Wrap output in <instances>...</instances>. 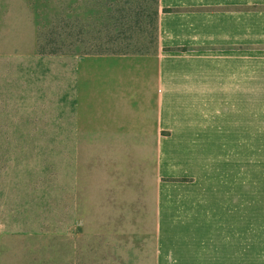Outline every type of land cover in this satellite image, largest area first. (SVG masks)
I'll use <instances>...</instances> for the list:
<instances>
[{"label":"crops","instance_id":"crops-1","mask_svg":"<svg viewBox=\"0 0 264 264\" xmlns=\"http://www.w3.org/2000/svg\"><path fill=\"white\" fill-rule=\"evenodd\" d=\"M158 8L152 52H60L61 142L114 145L98 192L147 225L137 246L100 233L93 264H264V0ZM131 145L155 166L126 164Z\"/></svg>","mask_w":264,"mask_h":264},{"label":"rangeland","instance_id":"rangeland-1","mask_svg":"<svg viewBox=\"0 0 264 264\" xmlns=\"http://www.w3.org/2000/svg\"><path fill=\"white\" fill-rule=\"evenodd\" d=\"M156 10V0H0V264H93L107 257L103 232L140 243L139 197L109 207L98 192L114 145L61 142L59 56L152 52ZM131 152L132 168L155 166L147 145Z\"/></svg>","mask_w":264,"mask_h":264},{"label":"trees","instance_id":"trees-1","mask_svg":"<svg viewBox=\"0 0 264 264\" xmlns=\"http://www.w3.org/2000/svg\"><path fill=\"white\" fill-rule=\"evenodd\" d=\"M156 5H157V7H158V0H156ZM163 10H164V11H168V10H171V9H163ZM157 16H158V10H156V18H157ZM156 21H157V20H156ZM155 42H156V44H157V25H156ZM45 51H46V49H44L43 46H39V52H44V53H46ZM57 51H58L57 47H52L51 49H49L48 53H56ZM97 52H103V51H99V50H97ZM143 53H144V52H143ZM145 53H146V52H145Z\"/></svg>","mask_w":264,"mask_h":264}]
</instances>
